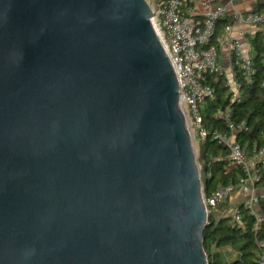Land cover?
<instances>
[{"label":"water","instance_id":"1","mask_svg":"<svg viewBox=\"0 0 264 264\" xmlns=\"http://www.w3.org/2000/svg\"><path fill=\"white\" fill-rule=\"evenodd\" d=\"M154 15L148 0H0V264H209Z\"/></svg>","mask_w":264,"mask_h":264},{"label":"built area","instance_id":"2","mask_svg":"<svg viewBox=\"0 0 264 264\" xmlns=\"http://www.w3.org/2000/svg\"><path fill=\"white\" fill-rule=\"evenodd\" d=\"M196 2L203 5L198 14L184 13L185 7ZM154 24L162 38L167 53L176 71L180 101L186 113L188 126L193 138L201 142L208 137L224 144L228 148L227 158L240 169V175L235 183L222 184L216 187L204 201L209 210L217 208L224 202H229L232 194L239 190L242 199L235 205H229L226 213L234 225H243L241 205L245 206L255 217L254 229L257 231L264 226V212L259 208V202L264 194L258 192L261 175L257 170L258 164L264 165V147L254 154H249L235 138L238 129L230 119L231 107L228 104L224 109L215 113L217 118L223 119L228 126L226 131L218 127H211L204 118L205 102L215 96L214 86L207 82L208 75L216 79L219 73L224 75V68L219 57V47L212 41L218 21L231 17L233 22L248 26H255L264 31V11L231 9L220 3L210 5L209 0H154ZM232 30V24L227 25ZM239 32V34H241ZM230 53L234 54L241 63L246 74L253 70L251 56L243 53L238 38L231 39ZM224 84L228 87L232 101L240 99L241 93L235 71L229 76L224 75ZM218 159V157H215ZM257 244V264H264V238L255 237Z\"/></svg>","mask_w":264,"mask_h":264},{"label":"trees","instance_id":"3","mask_svg":"<svg viewBox=\"0 0 264 264\" xmlns=\"http://www.w3.org/2000/svg\"><path fill=\"white\" fill-rule=\"evenodd\" d=\"M255 10L262 11L260 4ZM221 23L230 24L233 20L229 16L218 21V25ZM250 43L253 70L249 75L243 71L240 61L232 54V65L241 93L240 99L232 101L229 89L224 84L223 74L219 73L216 80L208 75L207 82L214 86L215 96L205 102L203 114L209 126L226 131L227 124L223 119L217 118L215 113L230 104V119L238 127L235 138L249 154H254L264 147V31H256L250 38ZM199 145L198 161L202 165L205 196L219 185L235 183L240 175V169L227 158L228 148L210 137L201 141ZM257 170L264 185V165L258 164ZM239 205L243 225L231 223L226 213L229 209L228 201L209 210V224L204 230V247L209 264H257L258 248L255 237L264 238V226L256 231L255 217L242 203ZM259 208L264 212V197L259 202Z\"/></svg>","mask_w":264,"mask_h":264},{"label":"crops","instance_id":"4","mask_svg":"<svg viewBox=\"0 0 264 264\" xmlns=\"http://www.w3.org/2000/svg\"><path fill=\"white\" fill-rule=\"evenodd\" d=\"M209 3L210 5L223 3L228 5L231 9H239L243 11L255 10L260 4V9H264V0H209ZM202 9V3L196 2L194 5L188 8L185 7L184 13L198 14L200 11H202ZM230 24H232V30L230 32H228L227 30L228 24H219L212 38V41L215 42L219 47V57L224 68V75L226 76H229L232 72H234L232 65V55L230 53V44L232 37L238 38L240 40L241 47L245 55L252 56V46L250 43V38L256 33V31L259 30V28L255 26L240 24L236 21ZM241 31L242 33L239 34V32ZM258 186V190H260L259 193L264 194V185L260 183L258 184ZM242 197L243 195H240V200L242 199ZM231 204L232 203L229 201V205Z\"/></svg>","mask_w":264,"mask_h":264},{"label":"rangeland","instance_id":"5","mask_svg":"<svg viewBox=\"0 0 264 264\" xmlns=\"http://www.w3.org/2000/svg\"><path fill=\"white\" fill-rule=\"evenodd\" d=\"M149 2H150V4L151 5H153V3H154V0H148ZM192 137H194L193 136V134H192ZM198 140H196V137H195V139L193 138V142H194V147H195V151H196V155H197V158H198V154H199V147H200V145H199V142H197ZM199 165H200V168L202 167V165L200 164V162H199ZM260 184V183H259ZM259 187V186H258ZM260 190H258V192H259ZM240 191L239 190H236L233 194H232V198L230 199V202L232 203L231 204V206H233V205H235L236 204V202L237 201H239L240 200V193H239ZM239 195V196H238ZM237 198H236V197Z\"/></svg>","mask_w":264,"mask_h":264}]
</instances>
